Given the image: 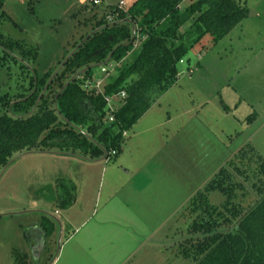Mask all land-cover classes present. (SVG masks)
<instances>
[{"label":"rangeland","instance_id":"1","mask_svg":"<svg viewBox=\"0 0 264 264\" xmlns=\"http://www.w3.org/2000/svg\"><path fill=\"white\" fill-rule=\"evenodd\" d=\"M120 1L103 0L93 7L79 0H1L0 116L30 93L33 75L46 82L103 16L111 21L106 13ZM122 1L120 8L126 10L135 0ZM242 2L249 10L242 25L216 41L206 34L189 50L177 65L176 82L125 131L117 154L108 146L107 158L94 162L80 151L79 157L56 153L55 146L50 152L21 155L0 169V214H6L0 216V264H15L16 251H27L24 238L32 236V224L44 216L37 210L56 214L61 222L66 215H78L75 207L66 212L59 205L69 191L78 197L77 209L92 206L100 212L106 206L104 215L129 218L128 233L115 230L108 236L141 238L137 243H144L135 252L149 253L153 260L166 255L167 264H192L182 252L187 240L201 237L190 231L199 214L192 210V199L205 192L221 167L244 188L235 191L231 202L246 206L258 199L255 188L264 186L257 159L264 158V20L255 15L264 0ZM139 45L137 40L134 47ZM127 56L92 67L88 91L102 90ZM98 79L102 85L95 87ZM252 114L256 119L248 123ZM108 123L105 118L103 126ZM205 193L212 206L226 201L218 190ZM125 202L130 208L124 209ZM60 232L55 220L49 238L53 254ZM115 244L103 250L115 251Z\"/></svg>","mask_w":264,"mask_h":264},{"label":"trees","instance_id":"2","mask_svg":"<svg viewBox=\"0 0 264 264\" xmlns=\"http://www.w3.org/2000/svg\"><path fill=\"white\" fill-rule=\"evenodd\" d=\"M111 7L106 13L111 21L103 16L91 28L101 27L77 48L42 95L50 77L42 83L33 75L30 93L15 99L0 116V169L15 154L55 146L60 152L80 151L88 159L101 158L105 152L108 156V146L117 154L124 132L176 82L177 65L189 50L206 34L215 41L226 36L249 14L240 0H135L126 10ZM137 40L140 45L135 48ZM125 56L101 92L88 91L85 85L92 67ZM87 67L58 94L72 75ZM121 90L125 98L118 100L113 121L103 126L104 96ZM255 117L252 114L247 122ZM240 155L245 157V150ZM257 159L264 175V158ZM237 189L244 188L221 167L204 191L218 190L225 203L212 206L203 191L192 199V210L199 214L190 231L201 237L187 240L189 246L182 251L192 264H264V186L255 188L259 197L246 206L231 202ZM59 200L66 208L74 196L69 191Z\"/></svg>","mask_w":264,"mask_h":264},{"label":"crops","instance_id":"3","mask_svg":"<svg viewBox=\"0 0 264 264\" xmlns=\"http://www.w3.org/2000/svg\"><path fill=\"white\" fill-rule=\"evenodd\" d=\"M255 17L259 18V20L261 18H263L264 20V7L262 9L257 10ZM243 21H241V23H239L237 26L242 25ZM83 159L94 162H101L105 160L102 159V157L96 159H88V158H83ZM77 198H78L77 196H74L73 202L68 207L63 208V210L67 212L75 207L74 209L76 210L74 211L73 214H78V215L74 216L72 214H69L65 216V220L63 222L59 221L60 230H61L60 245L58 252L56 253L51 264H167L169 263V259L166 255H162V254L161 255L158 254V256L155 255L153 260V257L149 253L144 252L137 254L135 250H137L138 246H140L141 243H144L142 240H140V242L137 243V240L141 238H135L132 240L131 238L127 239L126 237L124 238V240L121 239L118 240L119 239L118 237L117 240L111 239L108 236L109 235L108 233L110 231L123 230L125 234L128 233L131 224L130 219L123 216H117V218H114L111 214H109V216L107 214L104 215V212H106V206L102 207L100 212L98 210L96 211L94 208L92 209V206L88 208V210L86 211L80 210L79 208L77 209L76 207ZM125 208L126 209L130 208L127 202L124 203V209ZM37 211L46 212L44 210H37ZM54 212L56 213L57 210H55ZM108 212L110 213L111 210H107V213ZM55 215L56 214H54L53 216ZM55 218L59 220L58 216H56ZM75 218L77 219L75 220ZM93 218L94 219L96 218V220H93ZM115 241L116 244H119V247L115 251L114 249L112 251L109 250L107 252L103 250L105 245H112ZM135 246H137V248Z\"/></svg>","mask_w":264,"mask_h":264},{"label":"flooded vegetation","instance_id":"4","mask_svg":"<svg viewBox=\"0 0 264 264\" xmlns=\"http://www.w3.org/2000/svg\"><path fill=\"white\" fill-rule=\"evenodd\" d=\"M42 214H44L43 220L40 223L32 224V236L24 238L27 244V251L25 253L16 251L15 264H51L55 254L50 252V242L52 241L49 238L54 230L55 220L51 217V214ZM3 215L6 214H0V216Z\"/></svg>","mask_w":264,"mask_h":264},{"label":"water","instance_id":"5","mask_svg":"<svg viewBox=\"0 0 264 264\" xmlns=\"http://www.w3.org/2000/svg\"><path fill=\"white\" fill-rule=\"evenodd\" d=\"M103 27V26H102ZM99 29H101V27L99 28H96L94 29L93 31H91L89 34H87L68 54L67 56L64 58V60L60 63V65L58 66V68L53 72V74L50 76L48 82L46 83V85L44 86V89L42 90L41 94H43V92L45 91V89L48 87V85L50 84V82L52 81V79L54 78V76L58 73V71L61 69V67L68 61V59L71 57V55L77 50V48L90 36L92 35L93 33L97 32ZM135 35V28L133 26V37ZM109 60V58L104 62L107 63ZM88 69L87 68H83L81 69L80 71L76 72L74 75H72L65 83L64 85L62 86L61 90L58 91V94L72 81L74 80L77 76H79L81 73H83L84 71H86ZM87 135V134H86ZM32 152H38L36 150H27V151H23L21 153H19L18 155H16L15 157H13L12 159H10L8 161V163L4 166V170L5 168L11 164L17 157L21 156V155H24V154H28V153H32ZM41 152H44V151H41ZM46 152V151H45ZM47 152H50V151H47ZM51 152H55V151H51ZM56 153H59V154H69V155H75V156H78L76 154H71V153H66V152H56ZM107 157V153L105 152L104 156L102 157V159H105ZM41 213H46V212H43V211H40ZM51 217H53V219L57 220V222L59 223V220L57 218H55V216L51 215ZM60 224V223H59ZM58 245H60V240H59V243ZM58 249H59V246H58ZM58 252V251H57ZM56 252V253H57ZM56 255V254H55ZM54 255V257H55ZM54 257L52 258V261L54 259ZM51 261V262H52Z\"/></svg>","mask_w":264,"mask_h":264},{"label":"built area","instance_id":"6","mask_svg":"<svg viewBox=\"0 0 264 264\" xmlns=\"http://www.w3.org/2000/svg\"><path fill=\"white\" fill-rule=\"evenodd\" d=\"M81 4H86V5H90V6H99L102 4L103 0H79ZM123 5V1L121 0L119 2V7ZM101 70L107 74L108 73V69H106L105 66L101 67ZM102 79H98L95 82V87L102 85ZM88 86H90V83H86L85 87L88 89ZM102 90H100L99 92H101ZM125 91L121 90L119 93H116L114 95L111 96H104L105 102H106V120L113 121L114 119V112L117 109V104H114L112 102V98H116L117 100H122L125 98ZM125 133V132H124ZM111 154H115L114 150H111Z\"/></svg>","mask_w":264,"mask_h":264}]
</instances>
